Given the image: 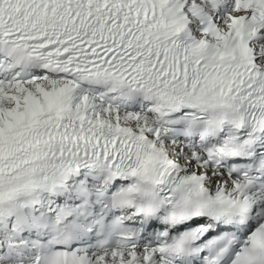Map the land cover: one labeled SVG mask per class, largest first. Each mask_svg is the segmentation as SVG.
Wrapping results in <instances>:
<instances>
[{"label": "snow or ice", "instance_id": "obj_1", "mask_svg": "<svg viewBox=\"0 0 264 264\" xmlns=\"http://www.w3.org/2000/svg\"><path fill=\"white\" fill-rule=\"evenodd\" d=\"M0 264H264V0H0Z\"/></svg>", "mask_w": 264, "mask_h": 264}]
</instances>
